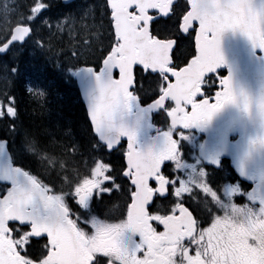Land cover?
<instances>
[{
	"label": "snow or ice",
	"instance_id": "obj_1",
	"mask_svg": "<svg viewBox=\"0 0 264 264\" xmlns=\"http://www.w3.org/2000/svg\"><path fill=\"white\" fill-rule=\"evenodd\" d=\"M51 7V0H29L0 34V61H6L0 65L6 82L0 90V264H264V197L237 204L238 187H214L203 168L186 178L178 171L181 141L225 106L257 126L245 158L264 153V94L253 97L231 71H218L226 63L221 35L228 30L264 55V0H185L183 6L179 0H103L107 45L96 52L103 42L85 41L67 68L70 77L91 79L88 143H71V173L63 164L57 170L48 140L25 126L21 100L7 89L26 50L53 52ZM12 12L9 0L0 3V15ZM64 26L57 23L55 31ZM183 39L194 44L188 56L175 54ZM86 53L94 59L82 61ZM21 94L41 104L47 91L36 83ZM151 111L164 115L165 127L160 147L145 151L138 127ZM33 160L44 166L47 182L29 167ZM193 188L204 193L196 205ZM114 199L118 214L101 217L99 206Z\"/></svg>",
	"mask_w": 264,
	"mask_h": 264
},
{
	"label": "trees",
	"instance_id": "obj_2",
	"mask_svg": "<svg viewBox=\"0 0 264 264\" xmlns=\"http://www.w3.org/2000/svg\"><path fill=\"white\" fill-rule=\"evenodd\" d=\"M11 1H13L15 14L8 28H5L0 34L7 32L12 24L18 21L19 14L27 11L26 6L29 4V0H9V2ZM89 1L78 2V6H83L87 10L91 9L89 16L85 17L82 21L81 17L85 14L81 15L80 18L78 14H75L73 17L75 22L65 23L62 32L56 31L54 34L52 33V53L46 55L37 50L36 52H32L31 59L29 58L30 63L28 67L30 69L33 68L36 74L34 78L35 84L39 83L47 91V96L43 103H34L26 95L21 94L23 89H25L22 78L14 79V82H12L11 78L7 83L8 90L15 89L16 94L21 100L20 110L25 126H30L33 132L48 140L50 153L57 158V170H59V165L63 164L69 173L72 172L75 163L69 155L71 153V143L83 144L85 148L88 143V137L84 133V129H87L86 112L80 102L75 80L73 77H70V73L67 71V68L73 62L71 54L77 49L85 51L83 48L85 40H89V43L93 41L103 42L102 44L97 43L96 49L93 50L96 52H98L99 47L105 46V43H108L106 31L107 21L103 18L102 14L97 13V10H103V2L101 0ZM51 3L52 7L46 15L47 19L64 15V12L62 13L60 11V7L65 9L76 4L67 5L63 4L62 1ZM168 23L169 25L171 24V22ZM45 38L48 39L47 36ZM180 42H182V45H191L188 39H183ZM85 58L89 60L94 59L93 56L87 55V53L81 57V60L83 61ZM29 72L31 73V70ZM31 75L33 76L34 74ZM5 87V83L1 81L0 89H5ZM48 111L56 114L54 116L55 118L57 115H60L61 121L58 123H61V126L57 122L50 121L47 118L46 113ZM50 133L52 134V139L49 141ZM57 138L60 140L56 141ZM66 145L68 147H65ZM38 164L44 170V166L39 162ZM39 174L41 173L39 172Z\"/></svg>",
	"mask_w": 264,
	"mask_h": 264
},
{
	"label": "flooded vegetation",
	"instance_id": "obj_3",
	"mask_svg": "<svg viewBox=\"0 0 264 264\" xmlns=\"http://www.w3.org/2000/svg\"><path fill=\"white\" fill-rule=\"evenodd\" d=\"M181 6L182 0H179ZM164 22L162 21V27ZM181 41V40H180ZM178 42L179 44V51L176 52V55L183 54L188 56L191 51H193L194 45H180L182 42ZM185 44H187L185 42ZM105 45H107L105 43ZM190 58V56H189ZM6 63V61H2V64ZM29 58H23L20 64V69L24 70L25 72L29 71ZM0 64V65H2ZM30 70L33 71V68ZM221 76H227L228 69L226 67H221L218 69ZM2 78V77H0ZM80 96V95H79ZM82 101V100H81ZM80 101V102H81ZM150 102V101H149ZM82 106L84 103L81 102ZM48 109V108H46ZM136 109H133L135 111ZM47 118L53 122H59L60 115H57L56 118L54 117L56 114L53 112H47ZM51 114V115H50ZM87 118V117H86ZM165 117L162 114L153 111L151 114V125L152 127L149 128V133L144 139L145 132L142 131L138 136V140L140 144H152L147 148V150H156L160 147V141L157 142L155 137L161 133V130L165 127L164 125ZM67 123V122H66ZM59 124V123H58ZM237 134H232L231 139L235 140L237 138ZM205 136L198 132L196 129L189 130L186 139H183L180 143L179 150L181 152V163L183 167H181L178 171L182 178H186L188 175H191L194 170L199 171L201 168L205 169L206 175L208 178L211 179L212 185L221 186L225 182L224 187H238L242 194L237 195L235 197V202L237 204H245L248 202L249 197L255 195L257 197H263L261 194V169L260 170H252L253 168H248L250 165L243 163L242 170L237 171L234 166L232 159L226 156H215L213 151H210L208 161L201 158L199 154V147L204 141ZM52 139V134H49V141ZM124 148L127 147V140L124 139L122 141ZM225 175L227 178H225ZM4 188L0 185V192H3ZM191 202L193 205H196L198 202L204 199V193L201 192L199 189L193 188V192L191 194ZM120 204L119 199H114L111 205L101 204L99 206L98 214L101 217H104L106 214L115 216L118 214L117 209L113 207V205L118 206ZM206 226V225H205Z\"/></svg>",
	"mask_w": 264,
	"mask_h": 264
},
{
	"label": "water",
	"instance_id": "obj_4",
	"mask_svg": "<svg viewBox=\"0 0 264 264\" xmlns=\"http://www.w3.org/2000/svg\"><path fill=\"white\" fill-rule=\"evenodd\" d=\"M64 1L65 2H71L73 0H64ZM221 45H227L228 50H232V49L236 48L238 50L244 51V49L245 50L247 49L245 45H248V40H247V37L245 35H243L242 33H240L239 31L233 32L232 30H228L221 35ZM75 78L77 80L78 87H79L81 95H82V99H83V101L86 105V109H87L85 89L91 84V79L88 77H85L84 80L81 81V79H79L77 77H75ZM149 114L150 113H147L146 115H148V117H149ZM125 119L129 123V126H132L135 123V121L130 116L126 117Z\"/></svg>",
	"mask_w": 264,
	"mask_h": 264
},
{
	"label": "bare ground",
	"instance_id": "obj_5",
	"mask_svg": "<svg viewBox=\"0 0 264 264\" xmlns=\"http://www.w3.org/2000/svg\"><path fill=\"white\" fill-rule=\"evenodd\" d=\"M60 11L63 13L64 12V14L66 13V12H69V10L67 9V8H62V7H60ZM60 11H58V12H60ZM102 13V12H101ZM20 77H18V78H15L16 80L17 79H19ZM25 87V86H24ZM42 113V112H41ZM51 115V114H50ZM44 116H45V114H44ZM48 116V115H47ZM47 122V121H46ZM59 126H61L62 124L61 123H59L58 124ZM58 140H60L59 138H57L56 139V141H58ZM29 167L31 168V169H33V170H38L43 176H45L46 178H47V173H45L44 172V170H42L40 167H39V164H38V161H35V160H33L30 164H29Z\"/></svg>",
	"mask_w": 264,
	"mask_h": 264
},
{
	"label": "rangeland",
	"instance_id": "obj_6",
	"mask_svg": "<svg viewBox=\"0 0 264 264\" xmlns=\"http://www.w3.org/2000/svg\"><path fill=\"white\" fill-rule=\"evenodd\" d=\"M3 2L4 1L0 0V3H3ZM67 13H69V12H66L65 14H67ZM10 19H11V13L4 14L1 16V18H0V32H2L5 28L8 27V23L11 21Z\"/></svg>",
	"mask_w": 264,
	"mask_h": 264
}]
</instances>
